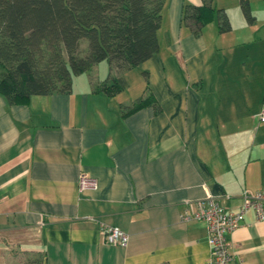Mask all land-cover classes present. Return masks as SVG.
I'll use <instances>...</instances> for the list:
<instances>
[{"label":"crops","instance_id":"crops-1","mask_svg":"<svg viewBox=\"0 0 264 264\" xmlns=\"http://www.w3.org/2000/svg\"><path fill=\"white\" fill-rule=\"evenodd\" d=\"M186 3L204 5L167 0L158 54L119 73L128 88L113 98L94 91L104 62L70 93L0 95V264H206L208 227L182 214L211 197L236 211L243 192L264 194L261 30L240 0H214L230 31L222 14L197 30ZM150 94L157 106L123 117ZM82 175L97 188L81 192ZM101 224L128 245L106 243ZM228 238L233 264H264L254 212Z\"/></svg>","mask_w":264,"mask_h":264},{"label":"trees","instance_id":"trees-1","mask_svg":"<svg viewBox=\"0 0 264 264\" xmlns=\"http://www.w3.org/2000/svg\"><path fill=\"white\" fill-rule=\"evenodd\" d=\"M184 4L183 21L197 30L222 14L220 32L230 20L214 0ZM167 0H0V95L11 104L33 96L70 93L74 79L109 64L105 82L94 91L113 98L128 88L119 73L137 68L160 50L158 31ZM244 15L253 17L247 0ZM157 106L152 94L124 108L123 117ZM209 239V238H208ZM209 243V242H208Z\"/></svg>","mask_w":264,"mask_h":264},{"label":"built area","instance_id":"built-area-1","mask_svg":"<svg viewBox=\"0 0 264 264\" xmlns=\"http://www.w3.org/2000/svg\"><path fill=\"white\" fill-rule=\"evenodd\" d=\"M259 122H264V108L257 115ZM94 180L82 175L80 178V191L96 189ZM242 204L236 211L224 206L220 198L211 197L198 204L195 212H184L181 220L184 223L204 222L209 230L210 257L206 264H233V254L230 249L228 235L236 231L245 221L246 214L254 212L258 221H264V194L243 192ZM1 205V200H0ZM103 237L108 244L126 247L128 236L116 228L101 224Z\"/></svg>","mask_w":264,"mask_h":264},{"label":"rangeland","instance_id":"rangeland-1","mask_svg":"<svg viewBox=\"0 0 264 264\" xmlns=\"http://www.w3.org/2000/svg\"><path fill=\"white\" fill-rule=\"evenodd\" d=\"M250 5V11L251 15L253 17V20H255V25L258 29L261 30L258 33H255L252 31V34H256L257 37H261V39L264 40V0H247ZM243 14V13H242ZM246 18V17H245ZM233 25H237L238 20L237 18H232ZM101 66H104L105 70H103V67H97L101 73L106 74L105 79L108 77V68L107 63L104 62L102 63ZM100 71H95V74L98 75V72Z\"/></svg>","mask_w":264,"mask_h":264}]
</instances>
